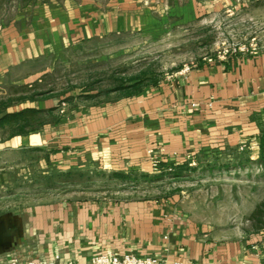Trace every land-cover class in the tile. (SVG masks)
<instances>
[{"label":"crops","instance_id":"0c3cea01","mask_svg":"<svg viewBox=\"0 0 264 264\" xmlns=\"http://www.w3.org/2000/svg\"><path fill=\"white\" fill-rule=\"evenodd\" d=\"M167 9L181 20L196 16L190 1L30 0L0 29V85L36 81L49 56L89 40L142 32ZM64 99L22 103L19 109L54 108L53 117L27 134L0 136V170L11 155L32 150L69 171L133 173L150 169L151 148L162 150L164 163L251 139L258 148L264 49L200 60L132 94ZM127 252L162 256L168 264H264V235L217 233L173 198H46L0 212V264L48 261L56 254L57 264H90L97 253Z\"/></svg>","mask_w":264,"mask_h":264},{"label":"rangeland","instance_id":"374dc122","mask_svg":"<svg viewBox=\"0 0 264 264\" xmlns=\"http://www.w3.org/2000/svg\"><path fill=\"white\" fill-rule=\"evenodd\" d=\"M29 1L0 0V29ZM189 1L196 16L181 20L167 9L155 14L157 22L142 32L89 40L49 56L36 81L0 85V116L20 110L26 100L54 95L65 101L73 96L102 98L121 92L120 87L132 90L136 82L142 87L159 82L203 59L264 49V0H169V4ZM38 116L43 124L53 113L44 110ZM261 123L259 130L264 129V119ZM9 134L10 127L0 128V136ZM253 142L181 163H164L162 150L151 148L159 163L153 166L150 160V169L133 173L69 171L34 150L11 155L0 170V212L46 198H173L196 222L217 233L233 229L264 235V163L259 141L255 149Z\"/></svg>","mask_w":264,"mask_h":264},{"label":"trees","instance_id":"16d2710c","mask_svg":"<svg viewBox=\"0 0 264 264\" xmlns=\"http://www.w3.org/2000/svg\"><path fill=\"white\" fill-rule=\"evenodd\" d=\"M129 88V87H128ZM130 88L132 90H125V88H118V90H122L127 92L128 94L139 92L143 87L139 82L134 83ZM127 89V88H126ZM54 108L49 109L52 111ZM44 110L34 108V107H25L23 109L12 111V112H4L0 116V128L10 127L11 134L19 135V134H27L41 125L39 121V116L43 113ZM31 122H37V125L31 126ZM259 156L261 161L264 163V129L260 128L259 130Z\"/></svg>","mask_w":264,"mask_h":264},{"label":"built area","instance_id":"2783aa9c","mask_svg":"<svg viewBox=\"0 0 264 264\" xmlns=\"http://www.w3.org/2000/svg\"><path fill=\"white\" fill-rule=\"evenodd\" d=\"M187 68V67H185ZM150 160L153 166L159 163L156 153H153V149L148 150ZM60 260L58 254L54 255L48 261L42 260H28L20 261L17 258H10L6 264H57ZM65 264H79L77 261L69 260ZM90 264H168L166 258L157 255L138 256L131 252L124 253L120 256L115 254L97 253L91 256ZM180 264V263H176Z\"/></svg>","mask_w":264,"mask_h":264}]
</instances>
